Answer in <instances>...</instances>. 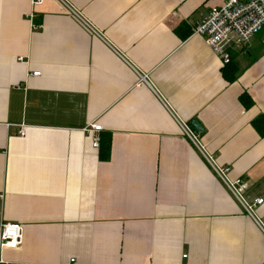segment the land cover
I'll return each instance as SVG.
<instances>
[{"label": "crops", "instance_id": "0c3cea01", "mask_svg": "<svg viewBox=\"0 0 264 264\" xmlns=\"http://www.w3.org/2000/svg\"><path fill=\"white\" fill-rule=\"evenodd\" d=\"M221 3L0 0V223L22 225L1 264H264V234L179 126L264 222V26L230 47L227 81L193 33Z\"/></svg>", "mask_w": 264, "mask_h": 264}, {"label": "built area", "instance_id": "2783aa9c", "mask_svg": "<svg viewBox=\"0 0 264 264\" xmlns=\"http://www.w3.org/2000/svg\"><path fill=\"white\" fill-rule=\"evenodd\" d=\"M42 2L43 0H31L33 6L41 5ZM68 8L73 10L70 6ZM263 26L264 0H222L221 5L213 7L200 18L193 28V33L204 37L210 49L219 56L222 65H225L230 60V47L244 45ZM32 74L38 75L39 72ZM144 77L140 76V79L144 80ZM179 126L183 136L188 138L211 163L214 172L224 182L228 191L242 204L246 213L252 217L264 234V222L254 213V207L262 204V198H255L251 203L244 201L243 192L247 187L246 183L239 178H228L229 167L216 165L203 146L198 143L195 132L185 124L179 123ZM101 130L102 126L97 122H92L84 128L86 133L92 135L93 148L99 147ZM21 243L22 225L20 223H0V250H14L19 248Z\"/></svg>", "mask_w": 264, "mask_h": 264}, {"label": "trees", "instance_id": "16d2710c", "mask_svg": "<svg viewBox=\"0 0 264 264\" xmlns=\"http://www.w3.org/2000/svg\"><path fill=\"white\" fill-rule=\"evenodd\" d=\"M183 28V25H180L176 28V31H179ZM185 34L182 36L184 37ZM238 74V69L235 65V62L233 60H230L227 64H225L222 67V76L224 79L227 81H234L236 79V76ZM241 102L244 104V106H248L251 104V101L249 100V97L247 94H242L240 96ZM264 115H261L260 117L256 118L253 120L252 124L254 128L257 130V132L260 135L264 134V123H263V118H261ZM111 138L110 135H105V134H100V143H99V158L101 160H106L109 157L110 154V142Z\"/></svg>", "mask_w": 264, "mask_h": 264}, {"label": "water", "instance_id": "95a60500", "mask_svg": "<svg viewBox=\"0 0 264 264\" xmlns=\"http://www.w3.org/2000/svg\"><path fill=\"white\" fill-rule=\"evenodd\" d=\"M191 125L194 127V129L198 132H201L202 131V127L201 125L198 123V121L196 120H192L191 121Z\"/></svg>", "mask_w": 264, "mask_h": 264}]
</instances>
